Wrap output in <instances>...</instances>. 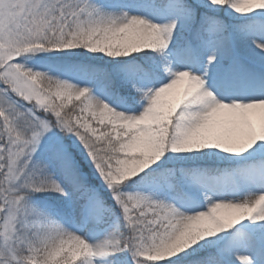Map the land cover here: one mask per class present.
Returning a JSON list of instances; mask_svg holds the SVG:
<instances>
[{"label": "snow or ice", "instance_id": "snow-or-ice-1", "mask_svg": "<svg viewBox=\"0 0 264 264\" xmlns=\"http://www.w3.org/2000/svg\"><path fill=\"white\" fill-rule=\"evenodd\" d=\"M0 264H264V0H0Z\"/></svg>", "mask_w": 264, "mask_h": 264}]
</instances>
